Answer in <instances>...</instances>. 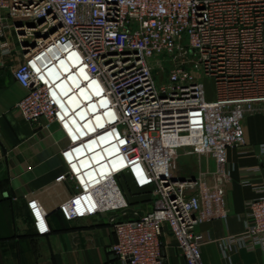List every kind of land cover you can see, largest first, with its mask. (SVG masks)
Segmentation results:
<instances>
[{
    "label": "built area",
    "instance_id": "obj_1",
    "mask_svg": "<svg viewBox=\"0 0 264 264\" xmlns=\"http://www.w3.org/2000/svg\"><path fill=\"white\" fill-rule=\"evenodd\" d=\"M10 31L25 58L13 73L27 91L16 109L67 141L55 182L73 192L57 212L67 222L110 215L121 264H165L166 225L186 264H203L204 206L225 196L223 165L246 146L243 122L264 116V0H0V39ZM11 53L3 43L0 54ZM166 56L172 67L158 86ZM181 156L215 162L214 184L209 173L176 176ZM126 177L151 193L153 211L131 210ZM260 194L229 245L264 251ZM26 200L37 235L48 236L50 213Z\"/></svg>",
    "mask_w": 264,
    "mask_h": 264
},
{
    "label": "crops",
    "instance_id": "obj_2",
    "mask_svg": "<svg viewBox=\"0 0 264 264\" xmlns=\"http://www.w3.org/2000/svg\"><path fill=\"white\" fill-rule=\"evenodd\" d=\"M9 34L13 38L16 35L10 31L0 39V48L8 43L12 49L9 56L0 54L3 64L0 66V264H121L111 252L116 236L110 215L67 222L57 212L58 206L73 192L70 185L55 182L66 171L61 151L67 141L56 125L47 129L42 121L28 123L16 109L27 91L13 73L25 58L19 41V47H15L6 40ZM243 128L246 146L229 149L223 165L229 175L224 185L225 196L219 204L213 201L204 206L205 214L201 215L198 232L204 243L203 264H264L263 250L248 251L228 244L229 238L244 232L247 202L258 198L260 190L264 191V156L260 153L264 144V116L246 119ZM216 170L215 162L199 163L195 159L189 176L180 177L195 178L209 173L210 187L214 184L211 173ZM122 185L130 201L126 186L134 187L127 177ZM145 193L149 195L139 197L152 200L150 207L141 208L147 213L154 209V198L150 192ZM27 196L39 198L50 213L51 233L46 237H39L34 229ZM206 214L219 215L210 218ZM162 255L165 264H186L167 225L163 230Z\"/></svg>",
    "mask_w": 264,
    "mask_h": 264
},
{
    "label": "rangeland",
    "instance_id": "obj_3",
    "mask_svg": "<svg viewBox=\"0 0 264 264\" xmlns=\"http://www.w3.org/2000/svg\"><path fill=\"white\" fill-rule=\"evenodd\" d=\"M9 35H8V38H6V40L11 42V44L13 46H15V47L18 46L19 47V45H18V41H19L18 37L15 35V37H14L15 40H14V38L11 35L10 36ZM22 53L23 52H21V54ZM159 59L164 61V67L159 69V70H156L154 72L156 84L158 86L163 85L165 83L166 78H167V74L171 70V67H172V64L167 62V61H169L167 56H166V59H163V58H159ZM203 83H205L206 88L208 89L209 96L211 97L212 88H213L211 82H209L208 80H206V81L203 80ZM195 159H197V158L196 157H190L189 159H187V158H184L182 160L177 159L176 162L174 163V166H173L174 174L176 176L186 175V174L188 175L189 174L188 172L191 170L192 165L195 164ZM126 192L128 193V196L130 197V208H131V210H133V211L134 210L142 211L141 208H145L147 206L150 207L152 205V200L150 199V197H149V199L148 198L140 199L141 197H139L141 195H142V197H144L148 193L137 191L134 188L131 189L129 186H126ZM153 206H154V199H153Z\"/></svg>",
    "mask_w": 264,
    "mask_h": 264
},
{
    "label": "water",
    "instance_id": "obj_4",
    "mask_svg": "<svg viewBox=\"0 0 264 264\" xmlns=\"http://www.w3.org/2000/svg\"><path fill=\"white\" fill-rule=\"evenodd\" d=\"M21 26V24H18V27H20ZM30 28L32 27V25L31 26H29ZM22 46H25V43H23L22 42Z\"/></svg>",
    "mask_w": 264,
    "mask_h": 264
}]
</instances>
